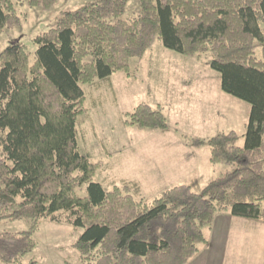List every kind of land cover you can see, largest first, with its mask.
Instances as JSON below:
<instances>
[{
	"label": "trees",
	"instance_id": "1",
	"mask_svg": "<svg viewBox=\"0 0 264 264\" xmlns=\"http://www.w3.org/2000/svg\"><path fill=\"white\" fill-rule=\"evenodd\" d=\"M59 1L0 0V34L20 25L18 5L50 11ZM126 6L86 4L35 37L33 54L20 44L0 53V223H30L28 231L0 233L2 264H38L25 263L34 234L61 211L84 228L74 245L81 264H188L219 214L264 223V0H140L133 19L123 18ZM156 41L207 57L222 91L251 112L243 147L235 132L193 143L230 170L200 191L176 186L146 203L136 183L112 182L108 191L95 182L102 166L79 152L76 124L86 112L82 85L129 74L131 60ZM127 125L168 131L162 109L146 104Z\"/></svg>",
	"mask_w": 264,
	"mask_h": 264
},
{
	"label": "rangeland",
	"instance_id": "2",
	"mask_svg": "<svg viewBox=\"0 0 264 264\" xmlns=\"http://www.w3.org/2000/svg\"><path fill=\"white\" fill-rule=\"evenodd\" d=\"M99 1L60 0L50 11L18 5L20 25L0 34V53L20 44L33 54L32 40L55 27L61 16ZM126 1L123 18L133 19L140 10V0ZM262 28L264 31V24ZM256 52L260 57L259 44ZM207 60L182 56L156 41L142 58L131 60L129 74L115 73L107 81L82 85L86 112L76 124L78 148L92 163L101 164L95 182L108 191L112 182L117 186L121 181L137 183L141 198L151 203L165 191L189 185L196 178L195 190L200 191L230 170L225 165L211 164L207 145L195 147L193 143L235 132L237 145L243 147L251 106L222 91L221 76ZM141 104L162 109L167 132L127 125L128 115ZM78 194L84 196L85 191ZM67 218L68 214L61 211L40 222L34 234L37 246L25 263L33 259L38 264H81L74 245L84 228ZM246 221L234 230L227 264H264V224ZM29 228L25 220L0 223V233H19Z\"/></svg>",
	"mask_w": 264,
	"mask_h": 264
},
{
	"label": "crops",
	"instance_id": "3",
	"mask_svg": "<svg viewBox=\"0 0 264 264\" xmlns=\"http://www.w3.org/2000/svg\"><path fill=\"white\" fill-rule=\"evenodd\" d=\"M151 176L155 177L156 173ZM190 184L198 185L197 178L192 179ZM246 220L248 219L233 217L228 213L219 214L215 218L211 230L205 232L207 244L201 248L200 253L188 264H227L229 257L228 252L230 251L234 230L235 228L245 225L246 222H248ZM250 221H252L254 225H259V223H256L259 221Z\"/></svg>",
	"mask_w": 264,
	"mask_h": 264
}]
</instances>
